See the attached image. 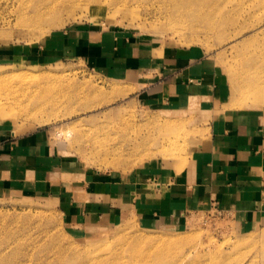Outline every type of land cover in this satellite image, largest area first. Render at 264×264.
Returning a JSON list of instances; mask_svg holds the SVG:
<instances>
[{"label":"rangeland","instance_id":"rangeland-1","mask_svg":"<svg viewBox=\"0 0 264 264\" xmlns=\"http://www.w3.org/2000/svg\"><path fill=\"white\" fill-rule=\"evenodd\" d=\"M114 1L0 0V264H264L263 215L181 182L264 115V0Z\"/></svg>","mask_w":264,"mask_h":264},{"label":"crops","instance_id":"crops-1","mask_svg":"<svg viewBox=\"0 0 264 264\" xmlns=\"http://www.w3.org/2000/svg\"><path fill=\"white\" fill-rule=\"evenodd\" d=\"M219 130L181 182H195L196 196L189 197L196 204L228 201L244 213L264 216V115L233 116ZM14 172L3 168L2 174L8 178Z\"/></svg>","mask_w":264,"mask_h":264},{"label":"bare ground","instance_id":"bare-ground-1","mask_svg":"<svg viewBox=\"0 0 264 264\" xmlns=\"http://www.w3.org/2000/svg\"><path fill=\"white\" fill-rule=\"evenodd\" d=\"M177 1L183 2V3L186 2V5L188 7H192L193 11H196L193 14L196 15L197 17H202V16L208 15L204 11V9L201 8V6L203 5V0H177ZM114 2H116V1H114ZM262 26L263 25L258 26L257 24L252 25L253 28L250 31L248 30L249 32L252 33L250 35V37H254V35L257 36L258 34L264 33V29L262 28ZM240 35L244 36V34H240ZM256 46H257L258 51L253 52V53H249L247 55V60H246L247 63L250 66H252L253 68H256L257 66H260V65H264V41L261 42L260 44L256 45ZM259 80L260 79H257L256 83L247 82V84H246L245 82H243L242 84H239V86H237L236 88L238 91L245 93V95L253 93V94L262 96V95H264V83H260L261 81H259ZM58 134H61V133H58ZM179 165L180 166L176 165V167L178 168V170L179 169L181 170L183 166L181 164H179Z\"/></svg>","mask_w":264,"mask_h":264}]
</instances>
